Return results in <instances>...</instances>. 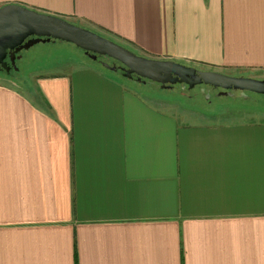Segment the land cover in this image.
<instances>
[{
    "label": "crops",
    "instance_id": "obj_1",
    "mask_svg": "<svg viewBox=\"0 0 264 264\" xmlns=\"http://www.w3.org/2000/svg\"><path fill=\"white\" fill-rule=\"evenodd\" d=\"M10 4L264 80V0ZM79 63L0 77V264H264V112L221 121Z\"/></svg>",
    "mask_w": 264,
    "mask_h": 264
},
{
    "label": "water",
    "instance_id": "obj_2",
    "mask_svg": "<svg viewBox=\"0 0 264 264\" xmlns=\"http://www.w3.org/2000/svg\"><path fill=\"white\" fill-rule=\"evenodd\" d=\"M66 42L89 55L115 62L101 65L110 71L120 69L124 78L138 82H154L163 89L183 84L189 90L196 87L221 89L220 96H233L235 91L264 95V80L244 76H232L214 71L200 70L176 61L151 59L106 38L93 30L76 25L66 19L40 13L21 5L10 4L0 8V64L8 54L12 59L21 51H29L40 43ZM206 89L202 90L205 93Z\"/></svg>",
    "mask_w": 264,
    "mask_h": 264
},
{
    "label": "rangeland",
    "instance_id": "obj_3",
    "mask_svg": "<svg viewBox=\"0 0 264 264\" xmlns=\"http://www.w3.org/2000/svg\"><path fill=\"white\" fill-rule=\"evenodd\" d=\"M30 50L29 54H27V57L31 58L29 63L24 61L18 63L21 68V72L18 73V78H20L21 81H18V79H15V81L13 79H8L10 83L16 85L20 89H25L27 81H30L33 75L38 74V72H41L44 68L52 67L59 68L60 70H71L73 66L79 65V62L83 61L88 64H95L99 68L105 70L100 63H96V61L87 57L85 52L81 49L66 42L56 41L40 43L35 45ZM112 61L113 60L109 61V63L112 64ZM117 75H120V73ZM1 78L7 80L4 77ZM187 90V88L185 89L182 86H178L175 90L163 89L162 96L164 100L176 101L185 108H195L198 110L202 109L207 112L210 111L215 114V116L220 114L221 121L245 120L246 117H248V110L264 112V95L251 93L248 99H245V97L235 98L218 95L213 98L212 102H208L206 97L201 95L200 87H196L192 90V98L187 96L189 93L184 92ZM182 93H186V95H183ZM240 113L246 114L241 115Z\"/></svg>",
    "mask_w": 264,
    "mask_h": 264
},
{
    "label": "flooded vegetation",
    "instance_id": "obj_4",
    "mask_svg": "<svg viewBox=\"0 0 264 264\" xmlns=\"http://www.w3.org/2000/svg\"><path fill=\"white\" fill-rule=\"evenodd\" d=\"M52 42H55V41H52ZM31 50L29 51H21L19 53H17L16 57L14 58V60L12 59V56L11 54H8V56L6 57L5 59V63L6 65H1L0 64V77H4L6 79H13L15 81V79H18V81H21L20 78H18V73L21 72L20 71V67L18 65V63H20L21 61H24V62H28L30 61L31 58L27 57V54H29ZM87 57H89L90 59H92L89 55H86ZM33 57V56H32ZM95 61V60H94ZM111 61L110 59L108 58H104V57H99L97 60H96V63H103V62H108ZM110 64V63H109ZM111 65H115V62L112 61V64ZM117 73H122L124 74L120 69L118 70ZM136 80V79H135ZM178 86H182L183 88H187L185 85L183 84H177L175 86H173V88L171 89H165V90H175L176 88H178ZM201 95H203L204 97H206V99L208 100V102H212L213 98L214 97H217L221 92L222 90L221 89H214L212 87H205V86H201ZM203 89H206L205 93H202V90ZM186 93H189L187 94L188 97L192 98L193 95H192V90H187V91H184ZM186 93H182L183 95H186ZM250 94L249 92H245V94H243L241 91H235L233 96H229V97H245V99H248L250 97ZM260 95V94H259Z\"/></svg>",
    "mask_w": 264,
    "mask_h": 264
},
{
    "label": "trees",
    "instance_id": "obj_5",
    "mask_svg": "<svg viewBox=\"0 0 264 264\" xmlns=\"http://www.w3.org/2000/svg\"><path fill=\"white\" fill-rule=\"evenodd\" d=\"M105 71H107V72H109V73H112V74H118L117 72H113V71H110V70H108V69H105ZM118 76H121L122 78H123V80L124 81H129L130 79H128V78H124V76H123V74L122 73H120V75H118ZM134 81H135V79H133ZM24 83V82H23Z\"/></svg>",
    "mask_w": 264,
    "mask_h": 264
}]
</instances>
